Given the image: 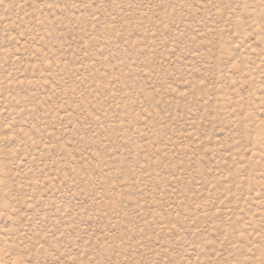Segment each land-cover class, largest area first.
Segmentation results:
<instances>
[{
    "label": "rangeland",
    "instance_id": "1",
    "mask_svg": "<svg viewBox=\"0 0 264 264\" xmlns=\"http://www.w3.org/2000/svg\"><path fill=\"white\" fill-rule=\"evenodd\" d=\"M0 264H264V0H0Z\"/></svg>",
    "mask_w": 264,
    "mask_h": 264
}]
</instances>
